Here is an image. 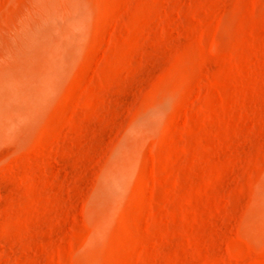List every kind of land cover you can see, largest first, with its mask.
I'll use <instances>...</instances> for the list:
<instances>
[{"label": "rangeland", "instance_id": "obj_1", "mask_svg": "<svg viewBox=\"0 0 264 264\" xmlns=\"http://www.w3.org/2000/svg\"><path fill=\"white\" fill-rule=\"evenodd\" d=\"M0 264H264V0H0Z\"/></svg>", "mask_w": 264, "mask_h": 264}]
</instances>
